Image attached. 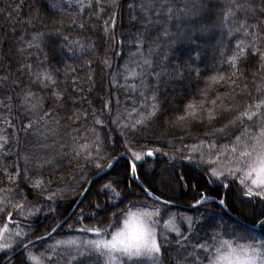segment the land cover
I'll return each instance as SVG.
<instances>
[{"label":"snow or ice","instance_id":"1","mask_svg":"<svg viewBox=\"0 0 264 264\" xmlns=\"http://www.w3.org/2000/svg\"><path fill=\"white\" fill-rule=\"evenodd\" d=\"M117 6L118 0H95L94 4L89 2L87 5L88 8L99 7L101 12L106 8ZM229 6L240 8L253 16L256 15L258 8L260 14L264 15V6L255 5L254 0H247L244 4L237 3V0H229ZM128 8L133 10L132 20L143 21L144 31L137 33L133 43L138 45L137 51L143 49L146 44H151L153 47L149 54L154 57V60L143 61L148 69L147 75L153 77V81L149 83L143 77L141 78L140 96L143 98V103L137 112L139 118L131 123L121 124L118 115L112 121L120 125L122 136H125L126 132L130 134L124 143L125 154L131 157L130 161H125V173H130L132 179H138V167L142 164L138 165L137 162H146L145 157H153L158 152L163 156L169 155L160 147L147 151L143 148L134 149V143H141L139 139H135L136 134L143 132L151 124L158 122L163 127L189 135L193 132L202 133L204 138H197V141L190 145L185 143L183 135H180L182 147L175 148V151L187 154L171 156L170 160H188L197 164L207 177L206 183L219 184L227 190L225 198L218 200L220 206L227 208L230 202H238L241 214L250 220L252 226L255 227L258 223L264 228V87L257 86L255 90L260 95L244 107H239L235 102L238 98L237 89H240L241 95L251 98L252 93L247 90L245 80L249 74L253 77L258 75L259 79L264 81V36L261 35L264 33V22L258 21L256 24L249 25L245 20L240 23L234 31L242 32L244 37H251V39L247 45L243 40L236 45L237 54L226 61L229 69L227 74L210 77L203 87L198 84L194 93L176 102L168 101L160 94V85L167 82L165 77L168 80L184 78L178 70L170 71L169 69L170 50L183 34L172 33L168 24L169 21L180 18L177 12L181 16H187L189 12L196 16L208 11V0H191L190 4L186 3L181 9H175L172 0H133ZM137 9L139 15L135 14ZM28 22L31 23V21ZM109 22L105 21V24ZM76 23L75 19L71 20V24ZM77 26L84 27L83 24ZM201 30L207 31L209 28L202 26ZM56 31L59 32V29ZM43 35V33H37L32 36V40L35 41ZM27 46L31 48L37 45L29 42ZM19 51L23 52L24 49L20 48ZM245 51L246 55L241 58L240 54H244ZM103 63L110 66L107 59ZM241 64L244 65L243 69ZM25 68L31 70L32 65H23L21 71ZM192 71L195 72L199 81L201 73L195 69ZM220 71H223V63ZM32 75L34 79L31 83L39 84L43 89H47L48 96H39L30 88H20L21 82L13 81V85L20 88L19 108L27 122L21 121V127L9 135L7 130L14 129L15 125L8 118H4L5 128L0 132V251L10 250L14 245H22L25 255L20 257L17 264H28L29 261L33 264H126V261L139 262V264H167L169 248L172 244L168 234L175 233L178 238L183 237L184 241H190V237L184 236L183 224H187V230L195 232L197 221L193 217H177L173 213H169L164 219L160 203L167 205L171 197L161 202L163 193L155 195L148 189H143V192L147 197H151L153 203L146 207H151L153 211H133L132 207L139 201L129 197L135 196V193H127L126 189L127 195L122 194L118 190V185L114 186L113 181L103 184L101 188L105 198L112 201L113 206L105 207L101 203H95L94 208L102 209L104 215L97 219L94 225L83 224L84 209L81 210L80 215L76 216L73 224L68 225V228H76L79 223L81 226L77 231L92 232L101 238L56 240L43 247L39 255L32 251L34 242L14 216L27 218L39 214L43 209L28 201V193L24 191V186L27 185L37 196H43L47 192L48 195L44 199L48 201L58 196L62 197L66 189L57 185L53 190L51 187L53 181L45 180L41 175L45 168L50 167L55 170L57 164L54 158H46L31 152L17 155L11 151L10 146L13 143L17 145L20 143L19 133L23 132L26 136L31 135L46 140L50 135L57 134L62 120H67L68 123L64 126L71 129L70 142L62 144L61 148H68L69 152L62 155L77 161L81 180H85L88 168L104 171L105 168H113L117 160V154L114 151L105 150V140L97 130L98 126H104L105 115L111 117L110 110L104 113L110 101H105L101 97L102 108L99 112L92 107L90 100L87 101L88 108H84L82 101L86 98L82 97L79 101L73 99L67 94L66 89L59 88L57 78L47 70ZM64 75L66 78L69 77L68 72ZM8 79V76L0 77V82H6ZM72 83L76 84V80L73 79ZM131 90L136 91L137 85H131ZM46 98L59 108H63L69 102L73 106L79 103L81 107H73L70 114L60 116L56 108L49 110L44 107ZM12 99L8 96L5 100H0V108L11 113ZM89 122H91L90 127ZM217 138L227 139L228 143L221 144ZM169 147L174 145L169 143ZM13 156H16V159L11 164L3 162ZM172 167L174 171L175 165L173 164ZM154 179L158 180L163 189L175 193L173 172H170L168 168H164ZM185 187L190 186L181 185L182 192ZM122 198L129 199L124 207L115 204V201ZM193 199L195 200L193 207L204 206L208 204L210 197L206 193L197 192ZM90 207H92L91 203ZM48 211L55 212L56 209L49 207ZM89 214L98 215L95 211ZM121 218H123L122 228L119 227ZM60 227V224H56L52 231ZM208 227L213 229V233L206 242L192 244L190 250L177 239L176 243L180 245V248L176 249L175 264H264V240L257 242L246 230L237 231L223 221L211 223ZM109 229L114 231L109 232ZM228 234L234 236L237 241L251 242L234 243L223 239V236ZM104 235H110L111 238H102ZM37 239L42 241L43 237H37Z\"/></svg>","mask_w":264,"mask_h":264},{"label":"trees","instance_id":"2","mask_svg":"<svg viewBox=\"0 0 264 264\" xmlns=\"http://www.w3.org/2000/svg\"><path fill=\"white\" fill-rule=\"evenodd\" d=\"M89 2L94 4L95 0H0V77H9L8 81L0 82V100H5L8 96L13 98L11 113L0 108V132L5 128L4 118H8L15 125L14 129L7 130L9 135L21 127V121L27 122L19 108L18 93L20 88H30L39 96H48L47 89H43L39 84L31 83V80L34 79L33 73L47 70L57 78L59 88L66 89L67 94L73 99L79 101L82 97L86 98L82 101L84 108H88L87 101L90 100L92 107L99 112L102 108L100 98L103 97L105 101H110L109 107L104 109V113L106 114L110 110L111 117L105 115L103 117L104 126H98L97 130L105 140L107 152L114 151L116 154H125L124 143L130 134L126 132L125 136H122L120 125L112 121L118 115L121 124L131 123L139 118L137 112L143 103V98L140 96L141 78L143 77L149 83L153 81V77L147 75L148 69L144 66L143 61L145 59L154 60V57L149 54L153 46L146 44L143 49L137 51L138 45L133 43L137 33L144 31L142 20L131 19L133 10L129 9L128 5L133 0H118L117 7L106 8L103 12L99 7L88 8ZM172 2L175 9H181L186 3L190 4L191 0H172ZM237 3L244 4L247 3V0H237ZM254 4L264 6L262 0H254ZM208 9L196 16H193L191 12L187 16H181L177 12L180 18L169 21L168 27L172 33L181 32L183 34L170 50L169 69L170 71L178 70L184 78L177 77L168 80L165 77L167 82L160 85V94L168 101L179 102L184 96L194 93L198 84L203 87L210 77L227 74L229 69L226 61L237 54L236 45L241 40L247 45L251 39V37H244L242 32H235V28L245 20L249 25L256 24L258 21L264 22V15L260 14L258 8L256 15L253 16L240 8L230 7L229 0H208ZM94 12L95 14H93ZM135 14L139 15L138 9ZM150 15L154 16L155 13H150ZM73 19L77 21L76 24H71ZM105 21L110 22L106 25ZM78 24H83L84 27L81 28L77 26ZM202 26L209 30L202 31ZM56 29H59V32ZM252 30L259 31L258 29ZM37 33L44 35L33 41L32 36ZM261 35L264 36V33ZM29 42L37 46L29 48L27 46ZM20 48H23L24 51L20 52ZM240 55L243 58L246 51ZM105 59L108 60L110 66L103 63ZM222 63L223 71L221 72ZM25 64H31L32 69L25 68L21 71ZM240 66L241 69L244 68L243 64ZM72 69L76 71L72 72ZM193 69L201 73L199 81L195 72L192 71ZM65 72L69 73V77H65ZM73 79L76 80V84L72 83ZM245 80L247 90L252 93V96L250 98L247 95H241L240 89H237L238 98L235 102L241 108L260 95L255 90L257 86L264 87V81H261L258 75L253 77L249 74ZM13 81H20V88L15 87ZM133 84L137 85L136 91L131 90ZM44 107L49 110L56 108L60 116H65L70 114L73 107L79 108L81 104L73 106L69 102L63 108H59L46 98ZM129 112H131V116H129ZM67 123V120H62L57 134L50 135L46 140L31 135L26 136L20 132V143L18 145L13 143L10 146L11 151L17 155L31 152L46 158H54L57 164L55 170L50 167L45 168L41 175L45 180L53 181L51 186L53 190L57 185L66 189L62 197L58 196L54 200L48 201L44 199L48 195L47 192L43 196H37L27 185L24 186V191L28 193V201L43 209L39 214L27 218L14 216V219L19 221L20 226L31 239L46 234L59 223L73 207L89 177L98 172L94 168H88L85 180H81L77 161L62 155V153L69 152L68 148H61L62 144L70 142L71 129L64 126ZM88 126H91V122ZM180 135H183L184 142L189 145L196 142L197 138H204L202 133L193 132L192 135L179 133L175 129L163 127L158 122L151 124L143 132L137 133L135 139H139L141 143L133 144L135 150L160 147L169 155L163 156L158 152L152 158L145 157L146 162H137L138 165L142 164L138 167V179H132L130 173H125L124 165L128 160L125 157H119L113 168L90 183L82 200L72 214L64 220L61 227L48 238L35 241L32 251L39 255L43 247L49 242L52 244L59 237L89 235L90 232L80 233L77 231L81 226L79 223L76 228H68V225L73 224L82 209H84L83 224L94 225L96 220L104 215L102 209L94 208V204L101 203L105 207L113 206V202L107 200L101 191L102 185L109 181H113L114 186L118 185V190L122 194L127 195L126 189L127 193H135V196L129 197L139 201L136 206L132 207L133 211H153L151 207H146L153 201L151 197L144 194L143 189L137 183L140 181L148 191H153L155 195L163 193L162 199L171 197L169 201L175 203V205L160 203L164 219L169 213H173L177 217L190 216L197 221L195 232L187 230V224H183L181 221L184 236L190 237V241H184L183 237L178 238L175 233L168 234L172 244L169 248L167 264H175L176 249L180 248V245L176 243L177 239L181 240L184 246L190 250L192 244L206 242L213 233V229L208 227L211 223L223 221L236 228L237 231L246 230L257 242L264 240V228L259 225L257 229H253L241 222L245 221L251 224L250 220L241 214L238 202H230L227 210L223 209L216 201H209L204 206H191L195 203L193 197L197 192L206 193L209 197L219 200L225 198L227 190L220 187L219 184L206 183L207 177L197 164L188 160H170L171 156L187 154L175 151V148L182 147L179 140ZM217 139L221 144L228 143L227 139ZM169 143L174 147H169ZM14 159L16 156L3 162L11 164ZM173 164L175 165L174 171ZM164 168L173 172L174 194L163 189L158 180L154 179ZM181 185L190 187H185L182 192ZM128 202V198H122V200L115 201V204L124 207ZM90 203L92 207H90ZM49 207L55 208L56 211L49 212ZM93 211L98 215L89 214ZM122 222L123 218L119 222V227ZM105 223L107 224V222ZM99 226L104 227L105 225ZM112 230L114 229H109V231ZM223 239L231 240L234 243L251 242L237 241L231 234L224 235ZM17 247L14 245L12 249L2 253L0 261ZM22 255H25L24 249L4 264H17ZM28 264H33V262L29 261ZM126 264H139V262L126 261Z\"/></svg>","mask_w":264,"mask_h":264},{"label":"water","instance_id":"3","mask_svg":"<svg viewBox=\"0 0 264 264\" xmlns=\"http://www.w3.org/2000/svg\"><path fill=\"white\" fill-rule=\"evenodd\" d=\"M119 157H125L128 161L131 160L127 155H125V154H123V153H119V154H117V160H118ZM150 158H152V157H150ZM115 162H116V161H115ZM115 162H114V163H115ZM107 170H109V168H105L104 171H98V172L94 173L93 175H91V176L89 177V179L87 180V182H86V184H85L83 190L81 191V193L79 194L77 200L75 201L73 207L69 210V212L67 213V215H66V216H65V217H64L59 223H57V224H60V225H61V224L64 222V220L72 214V212H73V210L75 209V207H76V206L78 205V203L82 200V198H83L84 194L86 193V191H87V189H88L90 183H91L94 179L98 178L100 175L104 174ZM137 183L141 186L142 189H146L140 181H137ZM163 200H164V199L161 198V202H162ZM210 200H214V201H216V202L218 203V200L215 199V198H210ZM168 204H169V205H175V203H174V202H171V201H169ZM192 206H193V205H192ZM222 207H223V206H222ZM223 209L227 210L225 207H223ZM241 222L244 223L245 225H248V226L254 228V229L258 228V225H259V224L257 223L256 226L253 227L252 224H249V223H247V222H245V221H241ZM55 226H56V225H55ZM55 226H54V227H55ZM54 227H53V228H54ZM53 232H54V231H52V229H51V230H50L49 232H47L46 234L40 235V236H38V237H43V239H45V238H48L49 236H51V235L53 234ZM37 240H40V239H37V237H35V238L32 239L33 242H35V241H37ZM23 249H24V248H23L22 245H21V246H18V247H17L16 249H14L12 252H10L8 255H6V256L0 261V264H4L7 260H9L10 258H12L13 256H15L16 254H18L19 252H21Z\"/></svg>","mask_w":264,"mask_h":264},{"label":"rangeland","instance_id":"4","mask_svg":"<svg viewBox=\"0 0 264 264\" xmlns=\"http://www.w3.org/2000/svg\"><path fill=\"white\" fill-rule=\"evenodd\" d=\"M146 150H148V149H145V151H146ZM122 227H123V222H122V225L120 226V228H122ZM112 231H114V230H112ZM112 231H109V232H112ZM72 238H77V239H80V238H83V239H98V238H101V237H97L95 233L90 232L89 235H83V234H78V235H68V236H65V237H59V238H57L56 240H64V239H72ZM102 238L110 239L111 236H110V235H104ZM56 240H55V241H56ZM55 241H53V243H54ZM48 244H51V242H49ZM7 251H8V250H6V251H0V255H1L2 253L7 252Z\"/></svg>","mask_w":264,"mask_h":264}]
</instances>
